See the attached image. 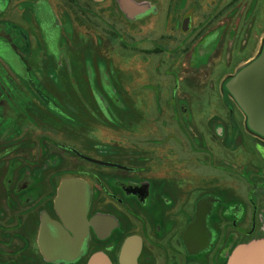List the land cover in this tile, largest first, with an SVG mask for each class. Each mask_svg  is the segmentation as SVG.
Returning <instances> with one entry per match:
<instances>
[{"label":"flooded vegetation","instance_id":"1","mask_svg":"<svg viewBox=\"0 0 264 264\" xmlns=\"http://www.w3.org/2000/svg\"><path fill=\"white\" fill-rule=\"evenodd\" d=\"M72 4L90 23L92 5ZM61 5L0 0V47L10 57L0 66L17 77L15 93L25 86L36 94L0 96V137L8 133L0 144V264H229L233 249L264 232L262 166L253 172L244 163L233 187L231 100L215 97V81L202 88L207 96H197V80L182 81L169 103L153 102L158 113L147 107L137 129L135 99L125 105L132 115L120 118L109 105L125 103L110 91L102 97L87 66L92 99L111 123L104 141L102 128L92 130L102 119L91 125L67 111L88 108L84 99L51 97L32 74H43L47 58L59 78L73 29Z\"/></svg>","mask_w":264,"mask_h":264},{"label":"rangeland","instance_id":"2","mask_svg":"<svg viewBox=\"0 0 264 264\" xmlns=\"http://www.w3.org/2000/svg\"><path fill=\"white\" fill-rule=\"evenodd\" d=\"M78 1L92 5L94 14L89 12L87 16L90 23L85 24V13L73 4L69 7V0H61L59 10L73 25V29L63 46L66 56L63 58L61 72H57V66L54 67L59 76L56 83L53 82L55 78L50 77L54 64L47 58L42 66L45 68L43 74L39 75L34 70L32 73L49 96L84 99L87 105L83 106L88 108H68L71 117L85 119L91 125L97 123L96 117H99L103 126H93L92 130L102 128L103 140L112 139L111 132L106 128L111 123L98 112L99 106L92 99L95 91L88 84L87 66L90 76H93L91 78L98 83L97 90L102 97L109 98L110 91L112 96L120 99L118 102L125 103H119L120 107L109 105L111 111L120 118L132 115L133 112L125 105L130 99H135L138 111H135L136 116L132 118L136 121L137 129L143 128L141 114L148 112L147 107L151 106L152 112L158 113L153 102L169 103L166 99L173 96L179 82L197 80L200 84L197 96H207L202 93V88L209 87L215 81V97L218 93L222 97H228L239 121L232 118L228 138L235 173L232 175L233 187L236 186L235 180L241 178L240 169L245 166L244 163H250V169L247 170L258 172L260 166L264 170V150L261 152L264 142L248 129L241 110L230 98L226 88L227 82L261 52L264 44V0ZM1 44L3 43L0 42V46ZM1 47V61H9V55ZM144 49H159L160 53L144 55L140 52ZM192 66H197L194 72ZM62 67L69 73L62 71ZM6 71L0 66V86L8 82L7 88L0 89V96L10 98L21 94L25 99L36 97L25 86L23 93H15V89L10 87H14L13 83L18 79L14 73ZM24 77L28 79L27 74ZM100 81L109 90L104 89ZM76 83L78 86L79 83L82 85L78 87ZM168 106L171 107L170 104ZM171 111L173 115L175 110ZM223 111L221 109L219 113L222 114ZM25 113L32 112L26 110ZM168 122L171 127V123L175 121ZM186 123L188 128H195L192 122ZM31 124L33 126L34 123ZM8 127L7 125L5 128ZM7 135L8 133H4L0 137V144H4ZM95 136L93 134L89 137L94 143ZM219 156L217 153L218 158ZM248 187L250 189L251 186ZM257 239H264V232L253 240Z\"/></svg>","mask_w":264,"mask_h":264},{"label":"water","instance_id":"3","mask_svg":"<svg viewBox=\"0 0 264 264\" xmlns=\"http://www.w3.org/2000/svg\"><path fill=\"white\" fill-rule=\"evenodd\" d=\"M226 88L245 113L249 129L264 139V45L259 57L239 70ZM229 264H264V239L237 246Z\"/></svg>","mask_w":264,"mask_h":264},{"label":"crops","instance_id":"4","mask_svg":"<svg viewBox=\"0 0 264 264\" xmlns=\"http://www.w3.org/2000/svg\"><path fill=\"white\" fill-rule=\"evenodd\" d=\"M264 45V44H263ZM262 49H263V46H262ZM262 49L260 50L261 52H262ZM261 52H260V54H261ZM259 54V55H260ZM259 55L256 57V58H258L259 57ZM255 58V59H256ZM255 59H253L252 61H254ZM252 61H250L249 63H251ZM248 63V64H249ZM247 64V65H248ZM228 93H229V91H228ZM230 94V93H229ZM230 98H232L233 100H234V98L232 97V95L230 94ZM234 102L236 103V105L239 107V109L241 110V112H242V114H243V116H244V118H245V120H246V123H247V117H246V115H245V113L243 112V110L240 108V106L237 104V102L234 100ZM247 126H248V124H247ZM248 129H249V127H248ZM250 130V129H249ZM251 131V130H250ZM252 132V131H251ZM253 134H255L254 132H252ZM256 135V134H255ZM257 136V135H256ZM259 137V136H258ZM259 138H261V137H259ZM261 140H263L264 141V139L263 138H261Z\"/></svg>","mask_w":264,"mask_h":264},{"label":"trees","instance_id":"5","mask_svg":"<svg viewBox=\"0 0 264 264\" xmlns=\"http://www.w3.org/2000/svg\"><path fill=\"white\" fill-rule=\"evenodd\" d=\"M236 1H238V0H234L233 2H236Z\"/></svg>","mask_w":264,"mask_h":264}]
</instances>
